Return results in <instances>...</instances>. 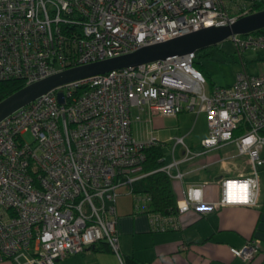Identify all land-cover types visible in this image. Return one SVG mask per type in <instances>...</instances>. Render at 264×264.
I'll list each match as a JSON object with an SVG mask.
<instances>
[{"label":"built area","instance_id":"obj_1","mask_svg":"<svg viewBox=\"0 0 264 264\" xmlns=\"http://www.w3.org/2000/svg\"><path fill=\"white\" fill-rule=\"evenodd\" d=\"M255 1L0 0V81L17 78L26 85L201 28L228 25L253 12ZM235 35L230 39L239 54L264 49V28ZM193 58L194 51L78 78L0 119V261L55 264L99 242L119 257L116 188L133 193V184L147 174L142 171L146 150L162 144L150 129L135 137L131 127L155 116L205 113L201 150L191 152L176 136L170 162L164 164L163 154L158 158L163 163L158 169L171 180L182 177L179 163L228 144L244 159V170L216 179L215 200L202 198L207 182L201 181L182 190L174 215L142 209L150 230L175 228L176 216L187 211L202 216L224 206L256 205L258 171L264 172V72L242 69L231 84L206 88ZM177 145L179 159L173 157ZM141 200L148 198L143 194ZM258 247L256 238H248L228 251L247 262Z\"/></svg>","mask_w":264,"mask_h":264},{"label":"crops","instance_id":"obj_2","mask_svg":"<svg viewBox=\"0 0 264 264\" xmlns=\"http://www.w3.org/2000/svg\"><path fill=\"white\" fill-rule=\"evenodd\" d=\"M175 116H155L150 123L144 121L133 123L132 135L141 137L144 135V130L150 129L156 137V130L162 127V119ZM134 127H140L137 133L134 132ZM179 154L180 156L174 157L173 153V157L179 159L181 149ZM234 154L235 152L232 158H235ZM193 160H190V163L185 161L177 165V170L182 173V177L180 181L171 180V188L176 199L189 184L206 181L207 183L202 187V198L215 200L219 194L216 179L233 177L238 171L244 170L241 167L244 163L243 158L239 168H229L226 166L227 161L216 162L219 165V171L214 174L205 171L212 164L204 168L199 166L215 159ZM163 162L168 163L164 159ZM200 172L201 176H198ZM258 181L255 206H224L202 216L187 211L176 216L175 228L167 226L163 230H150L144 213L134 212L129 207L117 209L114 206L118 255L130 257L137 264H264V172L261 170L258 171ZM248 238H256L259 241V251L252 260L244 263L232 256L228 248H238ZM0 264L12 263L9 260H1ZM55 264L122 263L121 259L106 248L104 243L99 242L81 252L66 254Z\"/></svg>","mask_w":264,"mask_h":264},{"label":"rangeland","instance_id":"obj_3","mask_svg":"<svg viewBox=\"0 0 264 264\" xmlns=\"http://www.w3.org/2000/svg\"><path fill=\"white\" fill-rule=\"evenodd\" d=\"M235 36H239V34ZM194 53L195 57L193 58L192 67L202 74L206 88L231 84L235 73L242 69L249 74H261L264 72V49L244 50L239 54L232 44L230 35L214 44L197 49ZM139 128L134 127V132L137 133ZM155 135L162 143L160 148L165 162L170 160L169 149L172 145V138L176 136L182 137L183 144L191 152H198L201 150L199 141L206 135L205 113L203 111L197 113L193 111L180 113L175 117H164L162 119V127L156 130ZM23 137L25 140L30 139L28 133H25ZM173 153L174 157L180 156L179 145L174 148ZM233 153L234 148L231 145H226L211 149L195 159L214 160L218 157L231 156ZM226 163L229 168H239L242 163V157H231L227 159ZM218 166V163H214L205 171L207 173H217L219 171ZM198 176H201V172ZM116 193L113 204L117 209L129 207L134 212H139L147 207L146 201L141 200L143 199V194L139 192L129 193L124 186H120L116 188Z\"/></svg>","mask_w":264,"mask_h":264},{"label":"water","instance_id":"obj_4","mask_svg":"<svg viewBox=\"0 0 264 264\" xmlns=\"http://www.w3.org/2000/svg\"><path fill=\"white\" fill-rule=\"evenodd\" d=\"M262 28H264V9L238 17L228 25L201 28L139 47L129 53L61 70L23 85L2 98L0 100V119L36 96L63 83L110 70L136 66L156 59L172 58L214 44L230 34H246ZM56 99L61 102L60 92L56 93Z\"/></svg>","mask_w":264,"mask_h":264},{"label":"trees","instance_id":"obj_5","mask_svg":"<svg viewBox=\"0 0 264 264\" xmlns=\"http://www.w3.org/2000/svg\"><path fill=\"white\" fill-rule=\"evenodd\" d=\"M251 8L253 12L264 9V0L255 1L252 4ZM261 31L262 29L253 32ZM192 64L193 60L191 62V65ZM22 86V81L17 78L1 80L0 100ZM162 154L163 153L160 146L151 147L146 150L145 160L142 163V171L147 174L133 184V191L147 196L148 201L146 210L159 213L163 216L174 215L176 198L171 188V179L164 172L158 169L163 164L162 161L158 160V158L161 157ZM258 251L259 250H257L256 254L258 253ZM255 255L253 257H255ZM119 257L122 264H137L130 257L121 255H119ZM253 257L250 260H252Z\"/></svg>","mask_w":264,"mask_h":264}]
</instances>
